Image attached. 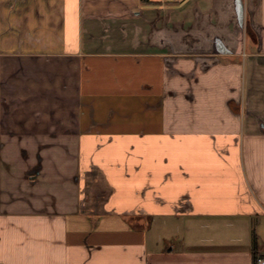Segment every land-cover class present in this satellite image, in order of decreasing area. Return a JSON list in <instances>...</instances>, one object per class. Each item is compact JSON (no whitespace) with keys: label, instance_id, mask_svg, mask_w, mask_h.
Wrapping results in <instances>:
<instances>
[{"label":"crops","instance_id":"0c3cea01","mask_svg":"<svg viewBox=\"0 0 264 264\" xmlns=\"http://www.w3.org/2000/svg\"><path fill=\"white\" fill-rule=\"evenodd\" d=\"M152 1L0 0V264L264 257V0Z\"/></svg>","mask_w":264,"mask_h":264},{"label":"rangeland","instance_id":"374dc122","mask_svg":"<svg viewBox=\"0 0 264 264\" xmlns=\"http://www.w3.org/2000/svg\"><path fill=\"white\" fill-rule=\"evenodd\" d=\"M263 67H264V61H263ZM263 73H264V69H263ZM256 84L257 86H264V79L258 78V80H256ZM239 141H240L241 147H243V139L242 140L240 139Z\"/></svg>","mask_w":264,"mask_h":264},{"label":"trees","instance_id":"16d2710c","mask_svg":"<svg viewBox=\"0 0 264 264\" xmlns=\"http://www.w3.org/2000/svg\"><path fill=\"white\" fill-rule=\"evenodd\" d=\"M153 1L152 0H141L142 4H151ZM130 221H134V226H138L137 219H133V217H130Z\"/></svg>","mask_w":264,"mask_h":264},{"label":"built area","instance_id":"2783aa9c","mask_svg":"<svg viewBox=\"0 0 264 264\" xmlns=\"http://www.w3.org/2000/svg\"><path fill=\"white\" fill-rule=\"evenodd\" d=\"M258 264H264V257L259 258Z\"/></svg>","mask_w":264,"mask_h":264}]
</instances>
